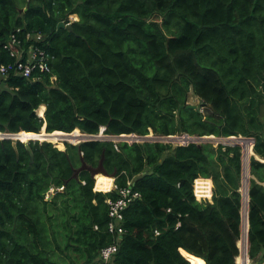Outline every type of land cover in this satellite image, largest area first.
I'll return each mask as SVG.
<instances>
[{
	"label": "trees",
	"instance_id": "obj_1",
	"mask_svg": "<svg viewBox=\"0 0 264 264\" xmlns=\"http://www.w3.org/2000/svg\"><path fill=\"white\" fill-rule=\"evenodd\" d=\"M73 14L72 32L57 27ZM11 36L22 62L29 45L47 51L50 72L0 78V132L241 136L264 160V0H0V64L17 61ZM189 91L205 113L187 107ZM12 143L0 140V264H236L240 146L16 142V154ZM81 158H103L115 185L135 182L121 235L107 229L116 194L94 191L88 171L73 178ZM249 175L248 257L264 264V163L253 156ZM198 177L212 179L211 201L195 198Z\"/></svg>",
	"mask_w": 264,
	"mask_h": 264
},
{
	"label": "built area",
	"instance_id": "obj_2",
	"mask_svg": "<svg viewBox=\"0 0 264 264\" xmlns=\"http://www.w3.org/2000/svg\"><path fill=\"white\" fill-rule=\"evenodd\" d=\"M78 18L75 14L69 16V21L65 24H72L73 21H77ZM28 39H40V33L35 35H28ZM19 42L14 37L11 36V41L9 45H5L4 48L10 51L11 55L17 54L15 46H18ZM24 54V50H21L17 54V61L13 64H0V78L6 79L11 74L16 76L22 77L24 79H37L38 77L35 75L36 72L40 73H49V58L51 57L49 53L43 49L38 48L35 45H29L26 50V59L25 61H21V58ZM52 80H55V77H52ZM38 115V114H37ZM39 117L43 118L42 115H38ZM75 131V130H74ZM77 131V130H76ZM19 133H12V132H0V140H10L12 142H20L19 140L15 139V136L20 134ZM72 133V132H70ZM64 133V134H70ZM81 133V132H80ZM50 134V133H47ZM83 136L86 137L85 141H100V142H112L114 144V148L118 150L117 143L125 142L129 145L132 144H140V143H160V144H167L173 147H188L190 145H198L203 144L207 141L208 136H199V135H191L185 132L174 133V134H157L154 133L151 129L146 134H137V133H129V134H121L117 135H109L105 133V127H100L99 132L97 134H85L81 133ZM236 137L230 138H220L227 142L228 144H232L229 141L236 140ZM246 140L251 141V148L253 147V139L246 138ZM30 142V141H29ZM22 143V142H21ZM28 143V142H27ZM218 144H222L221 142H216ZM225 145V144H222ZM241 147V146H240ZM242 148V147H241ZM243 150V149H242ZM243 167V164H242ZM250 176V175H249ZM200 178H196L193 181V193L197 201L202 202L203 200L211 201L213 187L208 191L205 190V193L201 194L200 192L197 193L196 191V183ZM249 181V180H248ZM135 182L132 180H128L125 186H118L112 185L113 191L116 194L115 199L107 200L108 204V218L109 222L107 224V229L111 234L121 235L124 232V228L122 226L123 222V215L125 209L135 200L141 198V194L134 188ZM242 185H243V177H242ZM249 187V183H248ZM243 189V187H242ZM241 197L242 203L244 205V191L242 190ZM247 197V205H248V189L246 191ZM243 205L241 208V214H243ZM243 217V216H242ZM117 246L115 243H112L108 246L103 247L99 252V257L104 261H108L111 256L115 253ZM102 264V263H99Z\"/></svg>",
	"mask_w": 264,
	"mask_h": 264
},
{
	"label": "bare ground",
	"instance_id": "obj_3",
	"mask_svg": "<svg viewBox=\"0 0 264 264\" xmlns=\"http://www.w3.org/2000/svg\"><path fill=\"white\" fill-rule=\"evenodd\" d=\"M14 32V31H13ZM23 38V37H22ZM42 46V45H41ZM43 49V48H42ZM54 59V58H53ZM14 75V74H13ZM40 114L42 115V112L40 111ZM16 140H19L22 143H27L29 139L36 140V141H60L62 143H78L82 140L84 141L86 139L85 136H83L81 133H70V134H64V133H50L46 134L45 130L39 132L36 135H30L24 132H21L20 134L15 136ZM213 139V138H212ZM223 141V140H221ZM50 142V141H48ZM229 142L232 143H238L242 149H243V166H244V172H243V191H244V205H243V214H242V224H241V234L240 238L237 241V247H238V255L235 258L236 264H249V257H248V238H247V197H246V191L248 189V159L251 155H253V150L251 148V141L249 140H231ZM226 143V142H225ZM228 144V143H227ZM113 180L109 176H105L103 174H97L95 176V183H94V190L100 191V192H109L112 189ZM211 181L209 179H199L196 183V191L197 193H205V190L211 189ZM116 244V243H115Z\"/></svg>",
	"mask_w": 264,
	"mask_h": 264
},
{
	"label": "water",
	"instance_id": "obj_4",
	"mask_svg": "<svg viewBox=\"0 0 264 264\" xmlns=\"http://www.w3.org/2000/svg\"><path fill=\"white\" fill-rule=\"evenodd\" d=\"M26 9H27V8H24L23 10L25 11ZM57 27H58V28H64V29H66V30H68V31H71V32L73 31L72 24H65L64 22H60V23L57 25ZM187 107H188V108H191V109H194V110H196V111L199 112V113H201V109L204 108L202 102H199L197 105H189V104H188ZM44 110H45V109H44ZM42 129L44 130V128H42ZM42 129H41V130H42ZM55 132H56V133H64V132H60V131H55ZM55 132H53V133H55ZM46 134H47V133H46ZM237 139H239V140H246V138L241 137V136L237 137ZM31 142H34V141H31ZM83 142H86V141H83ZM20 143H21V142H20ZM29 143H30V142H29ZM29 143H26V144H24V145H25L26 149H27L29 152H31L30 147H29ZM253 144H254V140H253ZM236 145L240 146L238 143L225 144V146H231V147L236 146ZM12 146H13L14 150L16 151V142H13V143H12ZM16 154H17V151H16ZM16 156H17V155H16ZM31 156H32V154H31ZM102 160H103V158L100 160V162H99V164H98L97 167H91V166H87V165L85 164V162L83 161V158H81V165H80L77 169L74 170L73 178H77L78 173L81 172V171H88V172L90 173L91 178L94 179V180H95L94 177H95L97 174H103V175H105V176H109V175H107V173L105 172V170H104V168H103ZM256 160H257V159H256ZM111 177H115V174H112ZM240 213H241V212H240ZM246 218H247V224H248V205H247ZM241 224H242V214H241ZM247 232H248V229H247ZM237 241H238V240H237ZM237 241H236V246H237ZM237 248H238V247H237ZM186 257H187L188 259L191 260V257H190V256H186ZM249 260H250V259H249Z\"/></svg>",
	"mask_w": 264,
	"mask_h": 264
},
{
	"label": "rangeland",
	"instance_id": "obj_5",
	"mask_svg": "<svg viewBox=\"0 0 264 264\" xmlns=\"http://www.w3.org/2000/svg\"><path fill=\"white\" fill-rule=\"evenodd\" d=\"M77 16V15H76ZM262 87L260 88V90H261V92H262V94H263V97H264V91H263V85H261ZM263 99V104L261 105V106H259V110H260V117L264 120V98H262ZM200 102V100L194 95V93L192 92V91H189V94H188V99H187V104H189V105H197L198 103ZM40 108V107H39ZM39 108L36 110V114L38 113L37 111L39 110ZM42 108H43V114H44V109H45V107L44 106H42ZM201 113H205L204 112V108L203 109H201ZM43 116V115H42ZM261 119V120H262ZM262 120V121H263ZM150 129L148 128V131H149ZM251 139V138H250ZM31 139H29V141H30ZM86 140H88V139H86ZM28 141V142H29ZM85 141V140H84ZM208 141V142H207ZM207 143H212L214 146L217 144L216 142H221L222 144H227V142L225 143V141H221L220 140V138H209V139H207ZM34 142H39V143H42V142H48V141H34ZM81 142H83V140L81 141ZM81 142H78V143H81ZM49 143H51V142H49ZM78 143H72V145H77ZM230 143H232V142H230ZM23 144H26V143H23ZM54 147H56L57 149H59L57 146H55L53 143H51ZM66 144H71V143H69V142H67V143H64L62 146H63V148L62 149H59V150H65V148H66ZM241 154H242V156H241V164H243V160H244V155H243V150H242V148H241ZM255 155V154H254ZM252 156V155H251ZM250 156V157H251ZM250 157H249V159H248V177H249V179L251 178L250 176H249V161H250ZM255 158V157H254ZM242 166V165H241ZM244 166L241 168V188L239 189V192H242V187H243V185H242V177H243V172H244ZM109 177H111V176H109ZM112 179H113V185L115 184V177H111ZM200 178V177H199ZM202 178V177H201ZM203 179H207V178H203ZM248 179V180H249ZM209 180H212V179H210L209 178ZM112 188H113V186H112ZM112 190V189H111ZM95 191V190H94ZM239 254V253H238ZM235 262H236V260H235ZM249 264H251V261L249 260Z\"/></svg>",
	"mask_w": 264,
	"mask_h": 264
},
{
	"label": "crops",
	"instance_id": "obj_6",
	"mask_svg": "<svg viewBox=\"0 0 264 264\" xmlns=\"http://www.w3.org/2000/svg\"><path fill=\"white\" fill-rule=\"evenodd\" d=\"M254 157H255V159H257L258 161L264 163V160L261 159L260 157H258L257 155H254ZM200 179H203V178L200 177ZM210 181H211V185H212L211 187H213V190H214L213 182H212V180H210ZM112 185H113V184H112ZM262 185L264 186V183H262ZM212 196H213V191H212ZM212 196H211V198H212ZM200 262H202V261H200Z\"/></svg>",
	"mask_w": 264,
	"mask_h": 264
},
{
	"label": "clouds",
	"instance_id": "obj_7",
	"mask_svg": "<svg viewBox=\"0 0 264 264\" xmlns=\"http://www.w3.org/2000/svg\"><path fill=\"white\" fill-rule=\"evenodd\" d=\"M101 127H102V126H101ZM43 128H44V127H43ZM44 130H45V128H44ZM75 130L79 131L78 129H75ZM79 132H80V131H79ZM231 137H235V136H231ZM238 137H239V136H238ZM207 138L209 139V138H222V137L208 136ZM229 138H230V137H229ZM236 138H237V137H236ZM244 138H245V137H244ZM30 142H31V141H30ZM207 142H208V141H207ZM207 142H205V143H207ZM28 143H29V142H28ZM78 144H79V143H78ZM203 144H204V143H203ZM217 144H218V143H217ZM217 144H216V145H217ZM198 145H201V144H198ZM216 145H215V146H216ZM236 146H238V145H236ZM252 152H253V151H252ZM252 156L254 157V153H253ZM241 163H242V162H241ZM241 165H242V164H241ZM198 178H199V177H198ZM109 192H111V190H110ZM235 258H236V257H235ZM235 263H236V262H235Z\"/></svg>",
	"mask_w": 264,
	"mask_h": 264
}]
</instances>
